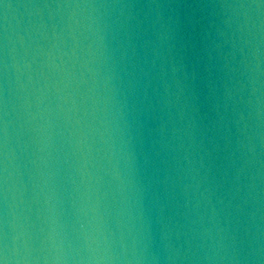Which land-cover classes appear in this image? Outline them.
Here are the masks:
<instances>
[{"label": "water", "instance_id": "water-1", "mask_svg": "<svg viewBox=\"0 0 264 264\" xmlns=\"http://www.w3.org/2000/svg\"><path fill=\"white\" fill-rule=\"evenodd\" d=\"M0 264H264V0H0Z\"/></svg>", "mask_w": 264, "mask_h": 264}]
</instances>
